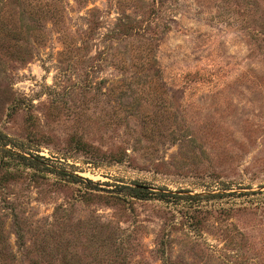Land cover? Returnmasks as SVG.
Here are the masks:
<instances>
[{
  "label": "rangeland",
  "instance_id": "rangeland-1",
  "mask_svg": "<svg viewBox=\"0 0 264 264\" xmlns=\"http://www.w3.org/2000/svg\"><path fill=\"white\" fill-rule=\"evenodd\" d=\"M0 260L264 264V0H0Z\"/></svg>",
  "mask_w": 264,
  "mask_h": 264
},
{
  "label": "trees",
  "instance_id": "trees-1",
  "mask_svg": "<svg viewBox=\"0 0 264 264\" xmlns=\"http://www.w3.org/2000/svg\"><path fill=\"white\" fill-rule=\"evenodd\" d=\"M136 190V193H133V192H129L130 195H133V196H137V197H140L139 195V192H141V189H135ZM157 194H159L160 196L164 197L166 196L168 193L167 192H163V191H158L156 192ZM170 194V193H169ZM172 194V193H171ZM175 194V193H173ZM20 235V233H18V236ZM0 264H4L3 261L0 260Z\"/></svg>",
  "mask_w": 264,
  "mask_h": 264
}]
</instances>
